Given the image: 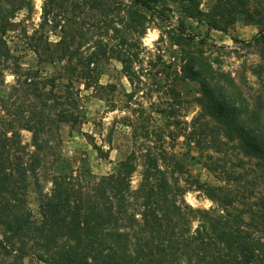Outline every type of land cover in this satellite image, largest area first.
I'll return each instance as SVG.
<instances>
[{
  "label": "rangeland",
  "instance_id": "374dc122",
  "mask_svg": "<svg viewBox=\"0 0 264 264\" xmlns=\"http://www.w3.org/2000/svg\"><path fill=\"white\" fill-rule=\"evenodd\" d=\"M16 1L0 0V7L11 9ZM193 1L202 12L213 14L220 0ZM133 4L134 0L14 4L16 10L7 17L1 36L9 56L0 60V97L17 81L32 76L45 92L55 95L52 100L61 108L74 99L78 120L59 124L51 142L57 143L60 155L55 173L86 171L99 177L114 173L129 158L135 189L149 154L161 171L212 188L244 185L256 198L264 192L259 157L247 155L236 134L233 140L225 136L204 97L209 88L200 80L184 79L182 69L187 52H194L215 72L228 76L251 109L264 85V51L254 41L262 25L238 15L222 33L187 18L179 3L161 0L154 10ZM67 50L77 56L68 58ZM94 51L100 56L82 79L71 66ZM121 59L128 61L125 69ZM262 119L264 124V112ZM19 133L23 143H30L29 132ZM235 176L237 180L228 181ZM190 184L192 190L183 197L186 204L200 210L215 208L202 188L195 190L198 185ZM29 201L36 211L32 194ZM23 264L43 263L26 257Z\"/></svg>",
  "mask_w": 264,
  "mask_h": 264
},
{
  "label": "trees",
  "instance_id": "16d2710c",
  "mask_svg": "<svg viewBox=\"0 0 264 264\" xmlns=\"http://www.w3.org/2000/svg\"><path fill=\"white\" fill-rule=\"evenodd\" d=\"M160 1L134 0L133 6L154 10ZM169 1L181 4L187 18L222 33L238 15H248L262 25L254 41L264 51L262 0H220L213 14L202 12L193 0ZM14 4L21 6L22 0L11 9L0 7V60L9 56L1 36ZM67 52L68 58L77 56L74 50ZM99 56L94 51L87 60L80 58L72 71L86 80L89 64ZM121 62L125 69L128 61ZM182 70L184 79L207 85L204 97L225 136L233 140L236 134L240 147L259 157L257 166L264 171V85L250 109L232 80L194 52H187ZM39 84L29 76L0 97V264H23L26 257L43 264H264V192L254 198L244 185L212 188L181 179L178 173L161 171L149 154L135 189L129 158L114 173L99 177L86 171L55 173L60 155L51 142L59 124L78 120L76 102L70 99L63 109ZM20 130L30 133V143H23ZM191 182L215 208L193 209L185 203ZM31 194L36 211L29 205Z\"/></svg>",
  "mask_w": 264,
  "mask_h": 264
}]
</instances>
